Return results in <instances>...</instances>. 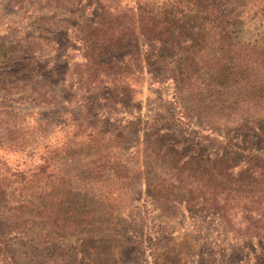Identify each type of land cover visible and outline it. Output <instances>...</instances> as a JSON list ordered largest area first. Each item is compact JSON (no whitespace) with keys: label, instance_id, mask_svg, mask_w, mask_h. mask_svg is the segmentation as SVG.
Masks as SVG:
<instances>
[{"label":"rangeland","instance_id":"374dc122","mask_svg":"<svg viewBox=\"0 0 264 264\" xmlns=\"http://www.w3.org/2000/svg\"><path fill=\"white\" fill-rule=\"evenodd\" d=\"M131 5L0 0V264H264L255 226L200 197L220 152L264 160V8L159 43Z\"/></svg>","mask_w":264,"mask_h":264},{"label":"trees","instance_id":"16d2710c","mask_svg":"<svg viewBox=\"0 0 264 264\" xmlns=\"http://www.w3.org/2000/svg\"><path fill=\"white\" fill-rule=\"evenodd\" d=\"M153 1L134 0V5H131L127 11H123V14L129 16L128 19L133 24L141 23L144 29H150L151 32L156 28L159 29V26H164L160 28L163 31L161 35L156 33V37L153 34L159 43L172 42L176 38H181L186 30L198 31V33H194V36L189 35L184 38V41L194 40L193 37L196 35L200 37L199 31L204 30L206 23H217L219 26H235L236 23L245 20L249 23L256 18L257 10L255 8L259 6L264 8V0H162L160 6L153 10L151 5ZM107 8L114 9L116 7L108 6ZM133 17L134 19H132ZM127 29L124 27L123 30L108 32L110 37L121 35L119 41L121 37H132L128 33L131 30ZM253 55L257 59L261 53ZM90 60L95 63L93 66L98 65L94 59ZM189 81H191L190 78L187 83L192 89L194 83ZM222 155L223 153L220 152L219 155L210 159L212 164L202 171L201 187L203 192L200 197L202 200L205 198V202L209 203L211 209L214 210L218 207L220 211L224 212V216L236 208L235 215H239L240 225H243L246 231H250L249 229L255 226L253 232L260 240L264 241V160L251 157L230 165L228 158L225 159ZM45 170L44 166H38L33 175ZM9 176L14 178L15 173H11ZM57 210L58 207L55 206L48 210L49 215H46L45 218L47 225L58 231H63L68 227L71 229L70 231L76 230L77 232L78 222L61 221ZM252 219L254 221H251ZM152 226L156 227L155 235H159L157 232L160 227H157L155 223ZM153 240L154 237L151 238V241ZM152 244H157V242L154 240Z\"/></svg>","mask_w":264,"mask_h":264}]
</instances>
